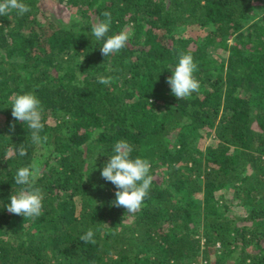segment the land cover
Segmentation results:
<instances>
[{
  "label": "trees",
  "instance_id": "trees-1",
  "mask_svg": "<svg viewBox=\"0 0 264 264\" xmlns=\"http://www.w3.org/2000/svg\"><path fill=\"white\" fill-rule=\"evenodd\" d=\"M22 2L0 15V264H264V0ZM105 11L108 35L129 36L107 57L90 33ZM179 52L200 87L178 100ZM24 93L44 109V143L11 115ZM119 141L151 164L134 214L101 176ZM32 166L43 208L24 218L4 207Z\"/></svg>",
  "mask_w": 264,
  "mask_h": 264
},
{
  "label": "clouds",
  "instance_id": "clouds-1",
  "mask_svg": "<svg viewBox=\"0 0 264 264\" xmlns=\"http://www.w3.org/2000/svg\"><path fill=\"white\" fill-rule=\"evenodd\" d=\"M15 10L17 14L23 15L30 8L22 0H0V15H7L9 11ZM103 20H97L91 25L90 33L97 41H103L99 48L103 56L118 53L126 47L129 39L128 33L121 31L118 34L108 35L112 23L111 13L103 12ZM178 63L171 68V75L166 78L171 93L179 100L189 97L193 92L199 91V81L194 73L197 64L191 54L177 53ZM98 83L109 85L114 78L111 76H99ZM43 107L40 100L32 93L15 95L11 101V115L22 124H26L34 144L47 141V136H41L44 128ZM102 130L97 129V134ZM132 146L125 141H119L114 146V154L108 157L107 162L101 170L104 180L111 182L115 188V200L113 206L123 207L129 214L138 212L145 198L149 195V189L153 177L149 175L151 164L147 159L139 156L131 157ZM13 153L23 157L27 155L24 144L13 148ZM39 176V169L35 166L21 167L17 170L14 181L21 186L19 191L9 197V203L4 208L9 213L21 215L24 218H36L42 214L43 194L35 181ZM94 232L89 229L80 236L83 243H95Z\"/></svg>",
  "mask_w": 264,
  "mask_h": 264
},
{
  "label": "rangeland",
  "instance_id": "rangeland-1",
  "mask_svg": "<svg viewBox=\"0 0 264 264\" xmlns=\"http://www.w3.org/2000/svg\"><path fill=\"white\" fill-rule=\"evenodd\" d=\"M209 26H210L209 24H207L206 26H197L196 25V26H193L192 28L189 27L187 29V32L192 33V34L202 33V32H205L206 28L209 27ZM241 208H242L241 206H233L232 207V209L236 210L237 212H241L242 211Z\"/></svg>",
  "mask_w": 264,
  "mask_h": 264
}]
</instances>
